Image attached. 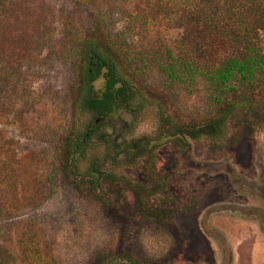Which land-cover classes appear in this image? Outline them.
Listing matches in <instances>:
<instances>
[{
    "label": "rangeland",
    "instance_id": "obj_1",
    "mask_svg": "<svg viewBox=\"0 0 264 264\" xmlns=\"http://www.w3.org/2000/svg\"><path fill=\"white\" fill-rule=\"evenodd\" d=\"M148 1L38 0L50 11L52 43L41 65L31 69L37 76L32 86L43 95L48 115L0 123L21 164L35 172L37 205H28L33 185L21 183L8 218L32 223L57 264H264V91L248 94L235 108L222 141L188 138L183 145L170 136L172 126L160 113L174 124L200 126L210 112L205 91L174 103L164 80L152 76L148 86L140 84L150 105L122 111L93 137L82 168L93 159L111 175L102 180V190L80 182L59 152L60 130L74 124L76 30L82 24L88 33L98 29L103 14L104 26L137 45L142 35L129 23L131 15L150 11ZM68 18L72 30L65 25ZM159 26L156 39L174 50L183 28ZM260 37L264 49V28ZM142 140L146 151L129 150ZM20 167L23 178L28 176ZM9 236L6 231L2 238ZM10 249L0 264H21L19 243Z\"/></svg>",
    "mask_w": 264,
    "mask_h": 264
},
{
    "label": "trees",
    "instance_id": "obj_2",
    "mask_svg": "<svg viewBox=\"0 0 264 264\" xmlns=\"http://www.w3.org/2000/svg\"><path fill=\"white\" fill-rule=\"evenodd\" d=\"M77 2L92 5L93 0ZM148 4L149 12L130 16L129 28L139 29L142 35L137 45L128 44L104 26L108 19L103 14L98 17V29L88 33L82 24L75 32L77 86L70 103L74 124L60 130L59 152L80 182L90 181L93 190H102V180L111 177L93 159L82 168L94 135L122 111L136 113L150 105L140 84L148 86L152 76L164 80L165 92L174 103L205 91L210 112L200 126L174 124L160 113L172 126L170 136L183 140V145L188 138L222 141L235 108L248 94L264 91L260 37L264 0H150ZM49 14L38 0H0V123L7 119L24 123L30 115H48L43 95L32 86L36 75L31 69L41 65L40 56L52 43ZM164 23L183 28L174 50L156 39ZM65 25L72 30L73 20L66 19ZM100 80L104 81L101 91L97 89ZM147 146L145 140L128 145L136 153L146 151ZM21 162L0 130V255L9 256L11 245L19 243L21 264H57L41 245L32 223L26 218L23 223L8 218L15 210L21 183L33 185L28 205H37L35 172ZM20 166L28 176L23 178ZM6 231L9 239L2 238ZM107 264L134 263L117 260Z\"/></svg>",
    "mask_w": 264,
    "mask_h": 264
}]
</instances>
